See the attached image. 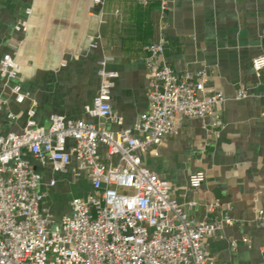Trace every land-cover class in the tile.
I'll list each match as a JSON object with an SVG mask.
<instances>
[{
	"label": "crops",
	"instance_id": "crops-1",
	"mask_svg": "<svg viewBox=\"0 0 264 264\" xmlns=\"http://www.w3.org/2000/svg\"><path fill=\"white\" fill-rule=\"evenodd\" d=\"M159 16V0H0V58L12 55L18 63L15 79L0 77V98L7 100L0 132L20 133L31 104L38 126L47 127L55 114L96 121L85 110L99 88L101 60L116 73L110 104L122 119L121 125L104 126L132 128L148 109L143 47L156 37ZM22 20L25 30L15 27ZM164 24L165 62L177 74L205 70V85L221 90L226 100L219 106L220 127H212L210 117L178 115V134L144 152L143 163L170 183L181 203H197L188 210L195 221L224 213L233 220L204 241L217 264H264V220L256 219L264 209V67L259 76L251 67L264 54V0H166ZM9 41L18 42L16 51ZM13 83L29 98L15 102ZM239 87L247 96L235 99ZM26 156L41 175L42 189L55 179L44 206L56 217L69 213L72 196L90 189L74 158L57 173ZM197 170L205 179L191 189L188 177ZM212 201L218 206L206 213Z\"/></svg>",
	"mask_w": 264,
	"mask_h": 264
},
{
	"label": "built area",
	"instance_id": "built-area-1",
	"mask_svg": "<svg viewBox=\"0 0 264 264\" xmlns=\"http://www.w3.org/2000/svg\"><path fill=\"white\" fill-rule=\"evenodd\" d=\"M159 1L156 37L143 47L148 109L137 124L104 126V121L121 125L122 119L113 114L110 104L116 73L101 60L99 88L85 110L96 121L55 114L47 127L38 126L31 104L20 133L0 132V264H217L204 241L233 220L226 213L199 221L189 217L188 210L197 203H181L170 183L142 159L165 137L178 134V115L210 117L212 127H220L219 106L226 100L221 90L205 85V70L177 74L165 62L166 0ZM15 27L25 30L26 21ZM8 47L16 51L18 42L9 41ZM251 67L259 76L264 54L254 57ZM17 69L12 55L0 58V77L13 80ZM9 90L17 103L29 98L16 83ZM246 96L243 87L234 94L235 99ZM6 102L0 98V109ZM260 114L264 116V108ZM6 116L15 118L11 112ZM27 153L57 173L65 172L75 159L90 189L84 196L71 197L69 213L56 217L44 206L55 179L42 189L41 175ZM204 179V171L197 170L189 175L188 185L196 189ZM217 206L212 201L204 209L211 213ZM256 219L264 220V209L257 210ZM260 253L264 258V247Z\"/></svg>",
	"mask_w": 264,
	"mask_h": 264
},
{
	"label": "water",
	"instance_id": "water-1",
	"mask_svg": "<svg viewBox=\"0 0 264 264\" xmlns=\"http://www.w3.org/2000/svg\"><path fill=\"white\" fill-rule=\"evenodd\" d=\"M262 47H263V50H264V37L262 38Z\"/></svg>",
	"mask_w": 264,
	"mask_h": 264
}]
</instances>
